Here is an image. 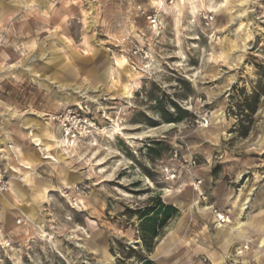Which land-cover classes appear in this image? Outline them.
Instances as JSON below:
<instances>
[{"label": "rangeland", "instance_id": "1", "mask_svg": "<svg viewBox=\"0 0 264 264\" xmlns=\"http://www.w3.org/2000/svg\"><path fill=\"white\" fill-rule=\"evenodd\" d=\"M140 5L150 8L0 0V118L53 124L48 115L85 102L100 126L72 145L53 128L63 158L47 147L56 160L43 159L13 203H0V264H139L128 247L146 253L139 212L155 197L179 209L149 255L156 264H210L199 244L254 230L258 242L226 264H264V0H178L163 6L159 31ZM62 84L88 88L86 98L67 103ZM255 90L250 115L242 110ZM164 110L183 119L168 122ZM30 131L22 149L45 158ZM13 147L0 141L9 152L0 164L24 177L28 162ZM215 210L232 217L222 233Z\"/></svg>", "mask_w": 264, "mask_h": 264}, {"label": "crops", "instance_id": "2", "mask_svg": "<svg viewBox=\"0 0 264 264\" xmlns=\"http://www.w3.org/2000/svg\"><path fill=\"white\" fill-rule=\"evenodd\" d=\"M10 113H7V112L4 113L5 117L3 119L0 118V141L3 143H7V142L11 141L14 144L13 148H15L17 157L20 158L21 160H25L28 162L27 165H23L24 169H26L25 166L31 167L30 170L26 169L29 171H26L24 173V176L27 175V177H28V182H24V183L26 185L31 184L33 181L32 171L37 166L41 165L44 162L43 159H48V158H44V156L42 157L39 154V152H37V150L30 152V151H26V150L22 149V146L28 143L27 141H25V140H27V136H29L28 130H30L32 128L33 131H30L31 132L30 136L32 137V139H33L32 133H35V135H39L44 140L43 145L46 147L47 146L49 147V137L44 134L42 127H41L42 124H38V123H40L42 118L37 123L36 118L26 117V115H25V116H23V118L20 120L19 123L9 124L7 122V120H12L13 118L15 119L17 116L22 117V115H23V114H18L17 112H15L17 114V116L14 117ZM7 116L10 118H6ZM37 120H39V119H37ZM31 122H34L35 125H32ZM46 122H42V123H46ZM51 126H52V129L55 128L56 131L61 135L60 129L54 123L51 124ZM53 132H55L54 129H53ZM54 134L56 137H58L56 135V133H54ZM58 139H59V137H58ZM35 147H37V146H34V148ZM4 151H5L6 155L9 154L8 150L4 149ZM41 151L43 153L44 150L41 148ZM0 160L5 162L1 158H0ZM6 165H7V163H6ZM19 174L20 173L16 174L14 172L12 174V172H11V178H9L7 176L8 182H9V190L5 193H0V203L1 204L7 205V204H4L3 202L7 201L9 203H13V201L15 200L16 196H11L13 198V201L6 200L5 199L6 197L4 194H7L12 189V191H14V193H15L14 195H16V187L20 188L23 186V182L19 181V179L21 177V176H19ZM236 209H237L236 215H233V218H237L238 216L241 218L243 215V212L240 213V215H238L239 214V208H236ZM216 229H219V232L222 233L219 226H216ZM235 232L236 231L228 234L227 238H225V237H221V238L220 237L219 238L209 237V238H207L205 242L199 244V247L196 249L195 254L204 256L205 258H207L210 261V264H226L228 261L237 260L236 258H240L242 256L237 255L235 253L236 250L239 247L243 246L244 243L250 241V239L254 240V241L256 240V242H258L257 241L258 237L255 236L257 233L256 230L251 231L250 235H247L245 232L244 233L237 232L238 234H234ZM166 243H168V242L162 241L161 245L159 244L160 246H158V248L156 249L157 252L160 253L161 249L163 248V246L165 247ZM173 244L174 243L169 242L170 246H173ZM244 253H246V252H244ZM244 253H243V255H244ZM162 259L163 258H160L159 264H166L165 262H162L163 261ZM197 264H202V261H200V263H197Z\"/></svg>", "mask_w": 264, "mask_h": 264}, {"label": "built area", "instance_id": "3", "mask_svg": "<svg viewBox=\"0 0 264 264\" xmlns=\"http://www.w3.org/2000/svg\"><path fill=\"white\" fill-rule=\"evenodd\" d=\"M134 2H147L150 5L149 9L139 6L142 15L146 18L150 26L159 31L162 29V8L163 6H174L178 0H131ZM203 18L208 20L212 18L210 14H204ZM139 49L136 50V53ZM48 120L54 123L61 131L62 139L67 144H75L86 140L100 131V126L94 116L91 105L85 102H80L68 106L64 110L53 115H48ZM200 184V182H199ZM198 184V185H199ZM9 190L8 177L5 170L0 165V193H5ZM216 224L226 225L232 221L229 212L215 210ZM22 219H18L21 223ZM249 249V245L239 247L236 250L237 255H242Z\"/></svg>", "mask_w": 264, "mask_h": 264}, {"label": "trees", "instance_id": "4", "mask_svg": "<svg viewBox=\"0 0 264 264\" xmlns=\"http://www.w3.org/2000/svg\"><path fill=\"white\" fill-rule=\"evenodd\" d=\"M261 92L255 90L252 94V102L243 106V112L247 111L250 115L254 114L258 108V101L260 99ZM248 102V99H247ZM173 107L179 110L180 113H186L177 104H173ZM168 122H175L183 119V116L179 118H173L172 114L168 110H164L162 113ZM247 131L243 134L246 135ZM153 202L150 206H147L144 210H140V239L143 243L146 253H139L135 249L128 247V257L132 253H137V260L139 264H156L155 261L150 258V254L156 246V239L160 236V231L166 226L169 220L175 217L179 209L172 205L164 203L160 197L151 199Z\"/></svg>", "mask_w": 264, "mask_h": 264}, {"label": "bare ground", "instance_id": "5", "mask_svg": "<svg viewBox=\"0 0 264 264\" xmlns=\"http://www.w3.org/2000/svg\"><path fill=\"white\" fill-rule=\"evenodd\" d=\"M60 88H61V90H64L66 92L65 101L67 103H71V104L77 102V98L78 97H83V98L85 97L86 98L85 95L87 94V92H83V91H86L88 89V88L86 89L84 87H81L79 85H76L75 87L69 89L68 86L64 85V84L60 85ZM10 114L12 116H14V117L17 116V114L15 112H11ZM41 117L42 116L38 114V118H41ZM39 121L40 120H37L36 122L38 123ZM31 124L35 125L34 122H31ZM38 124H42L41 127H42V130H43L44 134L49 137V141L51 142V144L49 146H54L53 149L56 150L58 156L63 158V156L66 153V151L63 149L64 146L62 144L65 141L63 140V142H62L61 139H58V137L55 136V134H54L55 132H53L51 123L49 121H47L46 123H42V121H40V123H38ZM116 129H117L118 133H122V131H123V129L121 127H119V126H117ZM32 136H33L32 141H34L35 145L37 147H40V149H41L43 147L44 140L39 135H35V133H32ZM128 138L129 139H135V138H137V136L130 135V136H128ZM47 147L45 149L48 151V155H46L45 158L56 160L55 156L51 155L52 154L51 153V149H47ZM61 149H62V151H64V153H61V152L59 153V150H61ZM0 158L2 160H4V161L8 159L7 155L5 154L4 149H2V148L0 149ZM6 163L9 165L8 162H6ZM25 168L31 169L30 166H25ZM9 169L11 170L12 174H13V172L16 173V174L19 173V171L17 169H15L14 167L9 168ZM19 181L20 182L21 181L22 182H24V181L26 182V181H28V177L27 176L20 177ZM14 194H15L14 191H12V189H11L10 192H8L7 194H4L5 197H6L5 199L8 200V201H13V198L11 196H16ZM245 203L243 204L244 206H245Z\"/></svg>", "mask_w": 264, "mask_h": 264}]
</instances>
